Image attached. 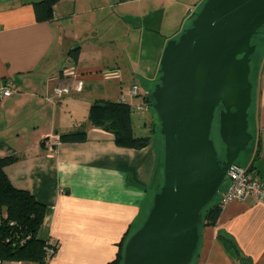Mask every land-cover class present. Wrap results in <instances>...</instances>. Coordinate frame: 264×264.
<instances>
[{"label": "crops", "instance_id": "crops-1", "mask_svg": "<svg viewBox=\"0 0 264 264\" xmlns=\"http://www.w3.org/2000/svg\"><path fill=\"white\" fill-rule=\"evenodd\" d=\"M37 1L0 0V84L11 81L16 90L0 102V158L19 157L6 174L46 206L39 237L57 249L45 264H110L152 204L158 149L154 139L141 149L116 145L111 133L90 123V107L125 96L135 134L151 135V106L136 109L143 100L129 90L157 84L164 47L185 29L176 7L192 4L189 18L203 0H60L47 22L36 20ZM79 81L82 90L54 94L60 83ZM256 89L254 138L237 165L264 181V76ZM82 125L87 141L58 142L59 133ZM3 216L0 207V222ZM192 264H264V204H228L214 224L202 226Z\"/></svg>", "mask_w": 264, "mask_h": 264}, {"label": "water", "instance_id": "water-1", "mask_svg": "<svg viewBox=\"0 0 264 264\" xmlns=\"http://www.w3.org/2000/svg\"><path fill=\"white\" fill-rule=\"evenodd\" d=\"M264 0H205L191 25L168 40L152 91L164 149V181L124 246L123 264H191L203 210L219 195L254 138L250 108L254 36ZM224 159L212 138L215 123Z\"/></svg>", "mask_w": 264, "mask_h": 264}, {"label": "trees", "instance_id": "trees-1", "mask_svg": "<svg viewBox=\"0 0 264 264\" xmlns=\"http://www.w3.org/2000/svg\"><path fill=\"white\" fill-rule=\"evenodd\" d=\"M59 1L60 0H40L33 2L36 20L38 22H47L54 19L55 6ZM263 28L260 29L258 34L261 33ZM252 43L255 44L253 41ZM79 53L80 47H76L70 51V55L74 61L78 60ZM254 58L255 55L252 58V71ZM141 98L143 102L153 107V98L151 94ZM89 121L95 127L111 133L116 145L134 149H141L149 146L152 143V134L154 135L157 128V124L153 125L151 135H136L133 128L131 105L122 100H100L93 103L90 107ZM87 139V130L85 126L82 125L76 130L59 133L58 142L79 143L85 142ZM219 156L224 159V157H221L220 153ZM18 160L19 157L17 156L0 158V207L4 210V216L0 222V259L5 261L22 260L24 262L45 264L51 258L49 257V248L51 245L39 237V231L44 223L47 209L30 191L15 187L6 174L5 168ZM163 181L164 173L161 174L156 183L155 193L160 190ZM222 189L223 186L221 190ZM221 211L222 208L219 205L218 195L216 199L203 210L202 226L214 224ZM135 230H131L126 234L124 240L120 244V251L117 258L110 264H123L125 243ZM228 243L230 247H234L231 241H228Z\"/></svg>", "mask_w": 264, "mask_h": 264}, {"label": "built area", "instance_id": "built-area-1", "mask_svg": "<svg viewBox=\"0 0 264 264\" xmlns=\"http://www.w3.org/2000/svg\"><path fill=\"white\" fill-rule=\"evenodd\" d=\"M112 75H117L113 73ZM83 83L79 81L77 85L73 86L71 82L60 83L55 89L54 94L57 97L69 95L73 90H82ZM15 86L11 81H5L0 84V102L9 98L15 93ZM151 93L148 90H142L139 85L134 84L131 86L128 95L131 97H147ZM122 101H126V97L122 96ZM150 105L146 102L136 106L138 110H148ZM235 172H230L225 180V187L219 193V205L224 209L228 204L233 201L246 202L248 200H255L256 202L264 204V181L253 176L247 169L236 166ZM51 245L49 248V257L56 253L57 245L55 243H48ZM0 264H24L22 260L5 261L0 259Z\"/></svg>", "mask_w": 264, "mask_h": 264}, {"label": "rangeland", "instance_id": "rangeland-1", "mask_svg": "<svg viewBox=\"0 0 264 264\" xmlns=\"http://www.w3.org/2000/svg\"><path fill=\"white\" fill-rule=\"evenodd\" d=\"M204 1L205 0L200 2L195 7V10H194L193 14H191L190 17L188 16L189 18H186V17L188 15V11L191 8L192 4L189 7H187L186 10L180 9L181 6L176 7V12L177 13H175L174 15L176 16L178 13L182 14V16L177 18V23L179 22V23L182 24L183 20L186 19L185 20V25H184L183 28L189 27L191 25L194 17L196 16L197 12L201 9V6H202ZM169 21H173V23H174V19L173 18H170ZM170 24H172V22ZM121 27H122V25H120V28ZM252 41L255 44H257V46H258V51L255 54V58H254V61H253V71H252V81H253V84L255 86L254 92H253V97L255 98L256 97V90H257L256 87L258 86V82L260 81V78L262 76H264V28H263V30L261 31L260 34L256 35L253 38ZM119 42L120 43L122 42L121 38H120ZM134 44H136V43H134ZM158 81H157V83H158ZM154 87L155 86L153 84V85H151V89H148L149 93H151V96H152V91H153ZM252 111H253V106L250 108V111H249L250 115H251ZM149 116L153 117V119L155 120V124H157L156 131L154 132V135L152 134V136H153L154 142L156 144V147L158 149V168H157V171H156V176L154 178V182H153L152 187L150 189V198H152L153 193L156 191V183H157L158 179L160 178L161 174H163L164 150H163V138H162V135L160 133V125H159L158 114L156 113V111L154 110L153 107H151L149 109ZM146 131L147 130H142L141 132L138 131L137 133L138 134L139 133H144L145 134V133H147ZM212 138H213V140H214V142L216 144V147H217L221 157H224V155H225V146L222 143V140H221V137H220V134H219V125H218L217 122L215 123L214 128H213ZM224 187H225V184L223 185V188ZM146 209H147V206H146ZM142 220H144V219L142 218Z\"/></svg>", "mask_w": 264, "mask_h": 264}, {"label": "flooded vegetation", "instance_id": "flooded-vegetation-1", "mask_svg": "<svg viewBox=\"0 0 264 264\" xmlns=\"http://www.w3.org/2000/svg\"><path fill=\"white\" fill-rule=\"evenodd\" d=\"M257 45V44H256Z\"/></svg>", "mask_w": 264, "mask_h": 264}]
</instances>
